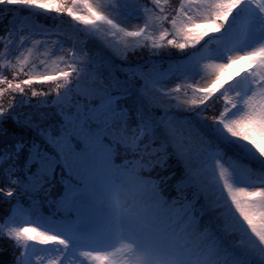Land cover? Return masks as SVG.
Here are the masks:
<instances>
[{"label":"snow or ice","instance_id":"obj_1","mask_svg":"<svg viewBox=\"0 0 264 264\" xmlns=\"http://www.w3.org/2000/svg\"><path fill=\"white\" fill-rule=\"evenodd\" d=\"M0 13L12 264H264V0H0Z\"/></svg>","mask_w":264,"mask_h":264},{"label":"trees","instance_id":"obj_2","mask_svg":"<svg viewBox=\"0 0 264 264\" xmlns=\"http://www.w3.org/2000/svg\"><path fill=\"white\" fill-rule=\"evenodd\" d=\"M178 0H169V3L175 7L176 3ZM0 19H3L0 17ZM40 20H46L48 22H54L51 18H46V17H39ZM0 34H3V29L0 28ZM2 49V46H0V51ZM146 55V54H145ZM135 59V58H133ZM1 64V63H0ZM0 74L5 75L9 79H13L14 73L8 69L5 70L3 68H0ZM25 77L23 75H20L18 79H24ZM36 90H47L46 87L41 88L39 85H36ZM30 95V92H29ZM12 101V96L9 95L8 93H5L3 96H0V105H4L5 107L7 106L8 103ZM211 114V113H210ZM170 164H174L175 161H169ZM168 171H177L179 172L178 168L174 167H169ZM8 205L6 203H0V223L4 220V217L6 214L9 212L8 211ZM12 244L13 242L8 241V240H0V264H12Z\"/></svg>","mask_w":264,"mask_h":264},{"label":"clouds","instance_id":"obj_3","mask_svg":"<svg viewBox=\"0 0 264 264\" xmlns=\"http://www.w3.org/2000/svg\"><path fill=\"white\" fill-rule=\"evenodd\" d=\"M192 240L195 237L191 238ZM132 264H178V261L175 258H170L168 260H163L160 257H151V258H137L135 259Z\"/></svg>","mask_w":264,"mask_h":264},{"label":"rangeland","instance_id":"obj_4","mask_svg":"<svg viewBox=\"0 0 264 264\" xmlns=\"http://www.w3.org/2000/svg\"><path fill=\"white\" fill-rule=\"evenodd\" d=\"M22 15H23V13H22ZM64 26H65V27L67 26V22H66V21H65V25H64ZM239 65H240V64L238 63L237 65H234L233 67H234V68H238ZM166 66H167V65H165V67H166ZM226 79H227V77H226Z\"/></svg>","mask_w":264,"mask_h":264}]
</instances>
